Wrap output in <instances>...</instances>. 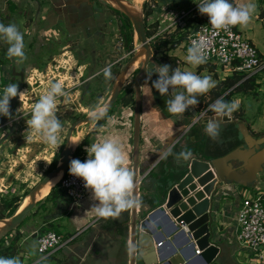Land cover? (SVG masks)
Returning <instances> with one entry per match:
<instances>
[{
  "label": "crops",
  "instance_id": "crops-1",
  "mask_svg": "<svg viewBox=\"0 0 264 264\" xmlns=\"http://www.w3.org/2000/svg\"><path fill=\"white\" fill-rule=\"evenodd\" d=\"M39 1L43 3V12L41 10L40 12H35V2L32 0H0V22L6 25L10 22L17 24L25 37L29 34H34L33 40L35 35H38V40H42L44 36L49 37L44 33L45 30L48 29L46 31L48 34L49 29L57 28V25L61 22L57 12L60 9L57 7L61 0ZM192 1L188 0L185 4L188 5ZM233 1L237 6L249 2V0ZM252 2L257 5V11L253 16L255 21H251L247 27L237 26L238 30L247 36L253 30L261 28V26L264 29V0H252ZM175 4L178 5V2H175ZM22 11L24 12L23 15ZM25 13H28V15L40 13L39 16L37 15L39 18L38 22L37 17H34L30 31L27 28ZM54 34H56L55 31ZM250 41L253 43L254 40L250 39ZM1 54L0 50V56L4 55ZM20 67L21 65L18 63V68ZM49 72L39 74V67L36 65L26 76V94L23 96V101L15 106L12 104L10 107L12 118L6 121L5 118L0 116V155L6 153L7 149L12 150L13 145L15 147L13 150L15 155L8 153V161L5 164H11L15 158L17 161L14 162L13 168L17 169L20 167V170L14 171L13 173L16 174L6 183L2 179H7L13 170L10 166L5 167L3 165V167H0V196L4 195V193H9L10 190H17L19 185L26 188L24 193L27 190L30 191L47 175L49 165L55 159L61 157L67 137L62 138L59 141V146L54 149L52 147L46 148V142L39 135H33L29 131L21 139L18 138L24 128L28 130L24 119L26 117L27 120L31 118L33 105L48 90L43 78L45 77L48 82H51L54 79H63L65 76L63 73H55L53 70L51 72L55 75L52 76ZM96 74L97 72L93 76H96ZM77 76L79 77L78 74ZM248 76H253L255 89L250 90L246 94H237L233 98V100L240 102L238 114L242 115V119L232 115L230 122L222 121L219 138L217 140L211 139L213 144L223 148H226L228 143H237L232 150L237 151L235 159L222 161L219 165L220 170L229 176L230 181L223 185L216 197V208L218 211L215 226L216 243L223 250L222 257L213 262L218 264H264V250L260 254L262 261H256L251 256H248V258L245 256L246 253L249 255L256 253L241 247L237 241L236 218L242 200L244 197L254 193L252 190H255L254 194H264V155L261 161L260 154L258 155L260 151H264V70L246 77ZM73 79H75L74 75ZM67 90H72V95L78 93L82 95V92H76V88H73V86H68ZM79 96L78 94L77 97L70 101L74 107H76L74 102L79 101ZM245 97L249 98L253 107L244 106ZM252 109H256L257 113L254 117H248V113ZM63 110L65 108L59 109V111ZM24 114H27V116L22 117ZM63 114H65V111ZM188 115L186 113L185 119L173 121L162 113L156 101L153 100L150 91H147V94L143 96L139 170L146 176L138 195L137 215L139 216H142L150 207L155 208L160 205L159 193L178 163L176 154L186 148H198L197 146L202 143L204 138L209 137L205 133L203 120H201L200 124L190 127L191 120ZM192 129L195 130L194 135L192 134ZM81 130L77 136L79 141L74 148L77 150L85 139H87L88 144L83 147L80 157L84 156L86 160L88 159L85 149L91 144L100 142L104 138H117L127 153L128 166L131 171L133 170L134 147L131 144V139L134 135V106L116 104L101 125L98 126L97 123H94L85 126ZM231 130L233 131L231 132ZM245 130H247V137L243 134ZM9 132L12 134L4 140ZM229 132L233 134L229 135ZM78 133L76 132L74 136ZM12 141L15 143L13 144ZM1 147H6V149L3 150ZM169 149H171V154H169ZM39 152L47 154V156L39 160ZM21 160L25 161L23 167L18 165ZM242 160L245 162L243 163ZM246 163H251V169L247 172L243 168ZM3 168L9 169L5 171ZM139 177L142 178V176ZM58 186L59 189L56 188L58 190L57 195H54L49 200L47 199L45 204L42 206L40 204L36 208L33 214L20 227L19 235L15 231L4 238L0 248V256H19L23 264H146L145 260L139 255L134 258L133 250L129 251L132 248L130 232L132 208L123 211L118 217L100 218L96 216L94 211H90L91 207L98 203V201L92 199L90 191H88L82 201L73 204L61 185ZM50 231L60 235L63 238V243L52 251L49 256L44 257L38 252L37 233L41 234ZM169 240L170 237L164 231L163 245L165 246V252H169L172 247ZM155 258L154 254L148 256L150 261ZM191 263L204 264V260L199 256H193Z\"/></svg>",
  "mask_w": 264,
  "mask_h": 264
},
{
  "label": "water",
  "instance_id": "water-1",
  "mask_svg": "<svg viewBox=\"0 0 264 264\" xmlns=\"http://www.w3.org/2000/svg\"><path fill=\"white\" fill-rule=\"evenodd\" d=\"M32 1L39 3L38 0ZM102 1L128 17L132 24L134 37L138 42L134 55L121 72L104 107L106 116H108L118 102L126 76L138 62H141L142 67L135 80L134 135L131 139V144L134 147L132 170L135 178L134 198L138 200L139 190L146 176L139 170V143L143 105V91L140 80L144 74L148 73L153 79V85L158 76L155 73L152 74V66L161 64L157 61L155 52L151 47L144 13L133 10L125 0ZM38 12H40V9ZM5 50H1L4 55L0 56V80L7 85L17 83L18 90L25 91L26 67L24 66L19 70L18 63L9 58L6 54L7 50ZM153 89L154 99L162 113L173 121L185 119L186 113H188V118L191 120L190 127H193L200 124L201 120L206 124L207 120L216 118L211 116L203 119L204 114H200L196 107L190 108L182 117L172 116L166 110V101L172 98L171 89L167 96H161L154 87ZM23 99V96L13 98V105L22 102ZM99 120L101 119L93 120L91 115H88L71 126L65 147L55 168L28 192L19 203V208L14 215L0 219V240L17 231L36 208L45 202L53 190L60 185L69 170L70 161L75 156L76 149L71 145V141L76 129L82 125H92ZM231 120V117L222 119L224 122H230ZM11 134L9 132L4 140ZM243 134L247 137V130L243 131ZM189 150L192 151L194 158L188 161L180 160L177 163L174 172L164 183L159 193L160 205L155 208L150 207L142 216L137 215L138 206L134 205L132 207V222L130 224L132 253L134 258L137 255L142 257L146 264H192L191 258L193 256L203 258L204 264H212L223 255L221 246L216 243L215 226L218 215L216 197L223 185L227 184L230 179L228 175L220 170L219 165L222 161L235 159L237 151H232L225 157L213 160L207 159L199 150L194 148ZM258 155L261 161L264 151H260ZM250 166L251 163H246L243 168L247 172L251 169ZM235 172L237 171L235 170ZM139 176H142V178ZM54 180L58 181L44 194L45 189ZM24 203L26 204L24 205ZM164 231L170 237L169 242L172 244L169 252L164 251ZM198 251H200V255H197ZM150 254H154L156 258L151 261L148 260Z\"/></svg>",
  "mask_w": 264,
  "mask_h": 264
},
{
  "label": "clouds",
  "instance_id": "clouds-1",
  "mask_svg": "<svg viewBox=\"0 0 264 264\" xmlns=\"http://www.w3.org/2000/svg\"><path fill=\"white\" fill-rule=\"evenodd\" d=\"M198 11L208 17L209 24L214 30L228 31L235 26L247 27L257 11L256 3L249 2L234 5L230 0H199ZM0 42L7 45V56L16 63L27 60L25 53L24 34L17 24L0 22ZM186 60L190 65L199 66L207 62L206 45L203 42L193 41L187 50ZM103 75L106 79L112 78L111 67H105ZM158 79L152 87L161 96L169 95L166 101V110L175 117H182L190 108L198 105L199 96L209 93L216 87V82L211 75H198L191 70L182 71L172 69L170 65H153L152 74ZM179 90V91H177ZM26 91H19L17 83H10L0 95V116L11 119L10 101L17 96L22 97ZM63 85L59 82L51 83L48 90L35 102L31 118L26 121L28 130L49 145H59L60 134L63 131V122L57 116V101L63 96ZM238 100L225 101L217 99L209 106L215 114L214 119L207 120L205 133L211 139L217 140L220 135L222 119L231 117L239 110ZM19 112V110H18ZM93 120L103 119L106 116L104 107H93L90 112ZM88 159L81 161L73 159L69 165V175L81 179L86 190L92 194V199L98 201L91 207L97 217H118L123 211L138 206L134 198L135 178L128 166V156L117 138H104L100 142L88 146ZM171 154V149L168 150ZM193 153L184 149L176 154V160L188 161L193 159ZM133 249L130 248L131 252ZM0 264H23L19 256H0Z\"/></svg>",
  "mask_w": 264,
  "mask_h": 264
},
{
  "label": "rangeland",
  "instance_id": "rangeland-1",
  "mask_svg": "<svg viewBox=\"0 0 264 264\" xmlns=\"http://www.w3.org/2000/svg\"><path fill=\"white\" fill-rule=\"evenodd\" d=\"M130 7L133 10H138L139 12H143L144 15L146 16L147 14V10L152 12L151 15L148 18V22L149 25H153L154 23L157 22V20L162 23V26L164 28L168 27L173 21H176L177 19H179L180 17L183 16V13L181 14V12H183V10H186V12H188L189 10L193 9L196 5L197 8L192 11V13H190V15L187 17L186 19H188L191 15H193L197 10H198V3L199 0H193L192 3H189L188 5H186L185 3L188 0H141V2H139L140 0H125ZM183 1V2H181ZM175 2H178V5L175 4ZM99 8H101V5L97 4ZM162 7H166L167 10L163 9L160 10ZM170 7L176 8L173 10V8L170 10ZM23 11H22V15H23ZM26 17H27V28L30 29L32 28V24L34 21V17L35 15L33 13H31L30 15H28V13H25ZM89 16H87L86 20L84 21V27H90L91 29V35L92 34H96L95 38L100 37L99 34H97V30L104 28L105 29V25L106 28H108L109 32L107 33V38L110 39V43H111V47L108 46L107 48V56H101L98 57V51L95 49L94 47V43L92 40H90V42L88 43V54L87 57L84 58L82 55H77L80 58V65L79 64H75L73 60H71L72 56L71 54L66 57L65 61H58V62H54V65L57 66V68L59 70H56V68L53 69V71L56 73H63L65 76L63 79L60 80H55L54 82H59L63 85V89H64V95L58 98V111L59 109H63L65 108V110L63 111H57V116L58 118L63 122V131L60 134V141L62 140V138L64 139V137L68 136V133L70 131L71 126L76 123L79 120H82L83 118H85L86 116L90 115L91 109L93 107L99 106V107H105V105L107 104L112 92H113V88L116 84V81L119 77L120 72L123 70V68L125 67V63L126 61H128L127 59L123 60L122 62L115 64L117 62V60L121 57L125 55V49H123V40L121 38V33L119 31V23H118V19L116 18V16L111 13L110 11L106 10L105 8L102 7V12L100 14H98L97 18H96V14L94 15L93 13H91L90 11L88 12ZM14 17V16H13ZM147 17V16H146ZM104 19L106 24L104 25ZM186 21V20H185ZM252 21L254 20V17L252 19ZM240 28V27H239ZM153 29V28H152ZM173 31V30H171ZM33 32V31H32ZM250 35H246L244 33L245 36H247V38L250 40H254L253 43L255 44L257 50L260 52L261 55H264V29L261 26V28H257L255 30L252 31V33H249ZM28 36V35H27ZM27 36H24V42L25 40H27ZM36 41V39L34 40ZM138 45V42L136 40H134V48ZM152 45V43H151ZM187 50L188 48H186L185 44L182 45V47H179L173 51H171L169 53V55H171L172 59H174L176 57V59H179V66L181 70H191L193 72H195L198 75H203V74H207V75H211L213 80H215L216 85H219L220 83H222L223 81H225L227 78L229 77H233V74H229L223 71L221 66L216 65L215 66V71L212 72L210 70V66L211 64L208 65H204L203 70L199 69V66H193L190 65L187 60H186V56H187ZM31 52V50H30ZM161 55V54H160ZM160 55L158 57H160ZM174 57V58H173ZM39 59V58H38ZM129 59V58H128ZM61 60H64L63 58H61ZM77 60V58H76ZM87 60V61H86ZM91 62V64H90ZM114 64V66L111 68L112 71V81L109 82V79H106L102 74L98 75L97 77L91 78V76H93L94 73H98L99 71H101L103 68L107 67L110 64ZM141 62H138L133 69L128 73V75L125 78L124 84L127 85L128 88H130L131 86L129 85V83L131 81H133V77L135 74V71L137 70V68L140 66ZM39 67V74H45V70L43 68H45L46 63H43L42 61H39L38 63H36ZM88 64H90L88 66ZM50 65V64H49ZM62 67L65 70H62L60 67ZM77 66V68H76ZM85 69V70H84ZM44 71V73H43ZM52 71V68H51ZM49 72L52 76H54L55 74H53L52 72ZM83 71V72H81ZM79 75V77L77 76V74ZM73 75L74 78L73 79ZM82 75V76H81ZM44 76V75H43ZM51 76V77H52ZM44 81L46 82L47 85V89L50 87L52 82H48L46 80V78H43ZM88 79V81H86ZM85 80V81H84ZM4 81V80H3ZM76 85V83H78ZM5 86V84H4ZM49 86V87H48ZM68 86H73V88H76V92L81 91L82 95L80 93H78L79 96V101L78 102H74L75 106H73V103L70 102L72 101V99L74 97H77L78 94L76 95H72L73 92L72 90H67ZM79 103V104H78ZM244 106H252L250 100L248 97L244 98ZM65 111V114H63V112ZM60 113H62V115H60ZM257 113L256 109H252L249 113H248V117H254L255 114ZM85 126L88 125H82L81 127L76 129V132H81V129H84ZM21 131V130H20ZM22 132V131H21ZM28 131L26 128L23 129L22 134H20V136H18V138H22L23 136L27 135ZM79 135L76 134L75 136L77 137ZM17 141V140H16ZM9 143V142H7ZM12 143L14 144L15 142L12 141ZM60 144V142H59ZM46 148L52 147L53 149L58 147H53L51 145H49L48 143L45 144ZM65 147V144L63 146V148ZM2 148V147H1ZM14 146L12 145V150L7 149V152L0 155V167H3V165H5V167H9L13 170L10 174V176L7 179H2L4 180V183H6L8 180H11V177L14 176L16 173H13L14 171H18L20 170V167H18L17 169L13 168V165L15 164L14 162L17 161V159H13L11 162V164L7 165L8 163L5 164V162L8 161V153L14 154L13 152L14 150ZM3 150L6 149L2 148ZM9 151V152H8ZM53 151V150H51ZM59 151V150H58ZM60 152V151H59ZM47 156V154H44L42 152H39L38 155V159L41 160L43 157ZM23 161V162H22ZM2 163V166H1ZM25 161L21 160V162H19L18 165L20 166H24ZM6 168H3V170ZM4 171V172H5ZM8 173V172H6ZM1 174V173H0ZM5 175V173H4ZM2 177V176H1ZM20 177V176H19ZM6 178V177H5ZM15 189V188H14ZM23 192H22V191ZM26 190V188H24L22 185H19V188L17 190H10L9 193H4V195L0 196V203L1 200L4 198H12L14 196H22L24 195V191ZM28 191V190H27ZM250 194V193H249ZM254 194V193H251ZM23 198V196H22ZM247 258L248 256H251L252 259H256L259 261H262V259L258 258L259 256L256 254H248L246 253ZM251 259V258H250ZM248 261V259H247ZM255 261V263H256Z\"/></svg>",
  "mask_w": 264,
  "mask_h": 264
},
{
  "label": "built area",
  "instance_id": "built-area-1",
  "mask_svg": "<svg viewBox=\"0 0 264 264\" xmlns=\"http://www.w3.org/2000/svg\"><path fill=\"white\" fill-rule=\"evenodd\" d=\"M172 8L170 7V10ZM196 8L197 5L188 12L183 10L181 12L183 16L173 21L166 28L162 26L160 21L156 33L150 38V42L152 43L156 38L172 32L171 30L174 31L177 26H184L186 16H189ZM163 9L167 10L166 7H162L160 10L163 11ZM193 41L203 42L206 45L207 62L204 64L221 66L226 73L252 75L264 70L263 55L238 30L237 26L230 28L228 31L214 30L208 21L196 33L188 37L185 43L186 48L191 47ZM6 86L7 84L0 80V95L3 94V89ZM27 114L22 115V117L27 116ZM24 120L26 122L27 117ZM73 159L85 161L86 157L74 156ZM60 185L73 204L82 201L88 193L83 181L69 175V170ZM236 225L237 241L240 246L258 254V258L262 259L260 254L264 250V194L256 193L244 197L237 213ZM62 243L63 238L54 231L44 234L37 233L38 252L44 257L49 256ZM198 254H200V251H198Z\"/></svg>",
  "mask_w": 264,
  "mask_h": 264
},
{
  "label": "flooded vegetation",
  "instance_id": "flooded-vegetation-1",
  "mask_svg": "<svg viewBox=\"0 0 264 264\" xmlns=\"http://www.w3.org/2000/svg\"><path fill=\"white\" fill-rule=\"evenodd\" d=\"M97 4L101 5V8H99ZM34 5L36 9L35 12H38L39 9L43 12L44 6L42 2L39 1V3H34ZM58 5L59 6L57 8H60V9L57 12L60 16L61 22L59 23V25H57V28L49 29L48 34L46 33L48 29L45 30L44 33L48 35L49 37L44 36L42 40L41 39L38 40L37 38L38 35H35L34 40L36 39V41H34L33 40L34 34H29L27 36L28 39L25 40L24 42L27 60L24 61L23 63H19L21 67L18 69L20 70L25 66L26 76H28L30 71L33 68H35V66L37 65L36 63H38L39 61L46 63L45 68H43L45 72L51 71V68L52 70L54 68L58 70L57 66L54 65V62L56 63L58 61H65L66 57H68L70 54L72 56H69V57H71V59L75 61L74 63L79 64L80 58L77 55L80 54L84 58L87 57V54H88V43L87 42H90V40L93 41L94 47L96 46L95 49L98 51V57L100 58L101 56L106 57L107 48L108 46L111 47L110 39L107 38V33L109 32V30L108 28H106V25H105L106 19H104L105 29L101 28V29H98L96 32L100 36L98 38H95L96 34L91 35L90 27H87V28L84 27V21L87 19L86 17L89 16L88 12L90 11L94 15L96 14V18H97L98 14L102 12V7L110 11L111 13H113L118 19L119 31L121 33V38L123 40V49H125V55L121 56L115 64H118L125 59L128 60L126 61L125 64H127L130 61V59L134 55L135 48L133 46H134V40L136 39L134 37V31H133V42L130 44L129 37H128L129 35L128 21L130 20L122 12H120L117 9H114L112 6H110L105 1H102V0H61V2ZM35 15H36L35 17H37V22H38L39 21L38 16L40 15V13L38 14L35 13ZM53 30L55 31L56 34H54ZM3 46L7 50L6 44H4L3 42H0V50L4 49ZM61 58H63L64 60H61ZM156 59L160 64V61H159L160 59L157 57V55H156ZM90 64H88V66ZM113 66L114 64L111 63L107 67L112 68ZM141 67L142 66L140 65L135 71L133 81L129 83L131 87L128 88L127 85L125 84L122 86L120 96H122L124 93L132 92V94L135 97V80L137 78L138 73L141 70ZM60 68L62 70H65L62 67ZM102 70L99 71L96 74V76H91V78L97 77L98 75L102 74L103 73ZM121 72L119 76L121 75ZM54 80H52L51 82L54 83ZM86 81H88V79ZM111 81L112 79H109V82ZM152 81L153 79L150 77L148 73H146L142 76L140 80V84L142 86L143 96L147 94V91H150L153 96V100L155 101L154 95H153L154 89L152 87Z\"/></svg>",
  "mask_w": 264,
  "mask_h": 264
},
{
  "label": "trees",
  "instance_id": "trees-1",
  "mask_svg": "<svg viewBox=\"0 0 264 264\" xmlns=\"http://www.w3.org/2000/svg\"><path fill=\"white\" fill-rule=\"evenodd\" d=\"M230 2L236 5L233 0H230ZM151 13L152 12L147 10L146 25L148 29L147 33H148L149 38H152L154 36L157 30V27L159 25L158 20L153 25H149L148 18L151 15ZM208 21H209L208 17L205 15H201L199 11L197 10L193 15H191L188 19H186L184 26H177V28L174 31L164 34L163 36L158 37L155 40H153L151 47L153 51L155 52V55L159 56L161 54L160 57H158L160 59L159 60L160 64L170 65L172 69H175V68L180 69L179 59H176V57L175 58L173 57L174 59H172L169 53L179 48L183 44H185L188 40V37L196 33L199 30V28L202 25L206 24ZM128 30H129V35H128L129 42L131 44L133 42V28H132L130 21H128ZM204 65H208V64H204ZM203 68H204L203 65L199 66L200 70H203ZM210 70L214 72L215 65H211ZM246 76L247 75L245 74H235L233 77H229L225 81L220 83L219 85H216V87L212 89L209 93L203 96H199L198 97L199 103L198 105L195 106L198 112L200 114H204L205 117L215 116V114L209 110V106L213 104L217 99H224L225 101H232L233 98L237 94H246V93H249L250 90L252 91L253 89H255V85H254L255 80L253 76L252 77H246ZM134 98L135 97L132 94V92L124 93L122 96L119 97L117 104L118 105L123 104L125 106H130V105L134 106ZM12 104H13V100L10 101V107L12 106ZM238 113H239V110L233 113V115H235L238 118H241L242 115ZM3 118H5L6 121L9 120V118H6V117H3ZM105 120H106V117L99 120L97 122V125L98 126L101 125ZM232 131L233 130H231V132ZM194 133H195V130L192 129V134L194 135ZM232 134L233 133L229 132V135H232ZM87 144H88L87 139H85L82 142V144L77 148L75 152L76 157H80L82 155L83 147ZM236 145H237L236 142H232V143H228L226 148H223L217 144H213L211 142L210 137H206L204 138L202 143H200V145L197 146L198 148H195V150H199L207 159H215V158L225 156L230 151H232L236 147ZM58 160H59V157L55 159L51 165H49L47 169V174L52 169L55 168ZM58 187L57 189H59ZM57 189L53 190V192L47 198L48 200L54 195H57L58 193ZM252 191L255 193V190H252ZM28 192L29 190L26 191L24 195H22L23 198L28 194ZM22 196H14L9 199L4 198L1 200L0 219L9 217L15 214V212L19 208V203L23 199ZM45 203L46 202L41 203L40 206H42ZM16 233H18V235L20 234V228L16 231ZM41 234H44V233H41ZM3 240L4 239L0 240V248L2 247ZM213 264H218V263H213Z\"/></svg>",
  "mask_w": 264,
  "mask_h": 264
},
{
  "label": "bare ground",
  "instance_id": "bare-ground-1",
  "mask_svg": "<svg viewBox=\"0 0 264 264\" xmlns=\"http://www.w3.org/2000/svg\"><path fill=\"white\" fill-rule=\"evenodd\" d=\"M139 2H141V0H140ZM78 141H79V138H77L76 136H74V137L72 138L71 145H72L73 147L76 146L77 143H78ZM57 181H58V180H54V181H52V182L48 185V187L45 189V191H44L43 193L46 194V193L49 191L50 187H52V185L55 184ZM25 204H26V203H24V205H25Z\"/></svg>",
  "mask_w": 264,
  "mask_h": 264
}]
</instances>
